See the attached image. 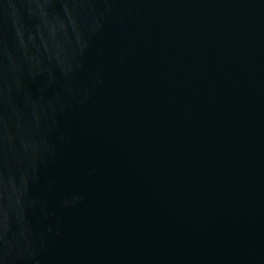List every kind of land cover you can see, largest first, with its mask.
<instances>
[{"label":"water","instance_id":"water-1","mask_svg":"<svg viewBox=\"0 0 264 264\" xmlns=\"http://www.w3.org/2000/svg\"><path fill=\"white\" fill-rule=\"evenodd\" d=\"M0 264H264V0H0Z\"/></svg>","mask_w":264,"mask_h":264}]
</instances>
